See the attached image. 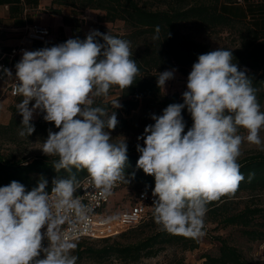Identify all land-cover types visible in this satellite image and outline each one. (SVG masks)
I'll use <instances>...</instances> for the list:
<instances>
[{"label":"clouds","instance_id":"clouds-1","mask_svg":"<svg viewBox=\"0 0 264 264\" xmlns=\"http://www.w3.org/2000/svg\"><path fill=\"white\" fill-rule=\"evenodd\" d=\"M233 58L232 50L222 48L200 54L187 77L183 103L152 114L154 123L137 137L144 146L136 145V167L154 177V220L169 233L203 237L207 205L235 193L244 180L241 145L246 141L264 150L257 89ZM175 71L160 72L157 86L165 89ZM0 72L13 76L2 66ZM139 74L130 41L99 30H90L85 39L22 51L14 75V93L23 97L17 105L19 134L32 135L34 113H43L59 131L48 130L41 151L58 157L53 169L68 176L54 178L50 192L44 177L31 190L15 180L0 187V264H76L74 237L88 228L92 210L76 196L80 185L73 169L86 170L102 198L117 183H130L126 138L114 143L111 135L119 124L115 110L122 105L113 99L110 112L93 106L95 98H107L113 86L128 89ZM185 108L193 121L186 132ZM241 128L246 136L238 134Z\"/></svg>","mask_w":264,"mask_h":264},{"label":"trees","instance_id":"trees-1","mask_svg":"<svg viewBox=\"0 0 264 264\" xmlns=\"http://www.w3.org/2000/svg\"><path fill=\"white\" fill-rule=\"evenodd\" d=\"M40 0H0L2 4L12 3L18 11L24 10L26 2L37 6ZM50 11L60 14L61 7L69 6L74 11L98 10L103 12L100 21L103 23L122 21L128 28L125 33H118L108 29L98 22L96 29L101 33H108L114 37L130 41L133 59L136 60L140 74L135 83L128 89L121 90V110L130 112L141 100L157 99L160 108L164 109L172 103H183L182 95L176 93L162 94L157 86L160 72L176 67L188 77L192 65L200 54L212 49L207 43L195 40L190 34L182 30L183 24L189 22L201 29L218 30L224 28H239V39L232 47L222 49L232 50L233 62L240 70L247 69V75L252 79V86L257 89V99L264 111V15L248 21L243 16H237L223 9L227 4H235L238 0H50ZM16 2V4L14 3ZM14 3V4H13ZM24 6V7H23ZM250 6V5H249ZM250 12V11H249ZM253 12V11H252ZM254 13V12H253ZM32 21V19H31ZM159 27L157 33L156 28ZM169 33L171 34L170 36ZM85 39L86 34L66 36L62 32L54 39L32 40L30 51L43 47H51L65 42L69 38ZM100 42L103 43L101 38ZM20 59L15 58L13 65ZM6 74L2 72L1 76ZM21 102V101H20ZM93 106L110 108L108 101L95 98ZM186 124L185 132L192 126V119L185 108L182 111ZM22 116L17 106H12L8 124H0V133L17 139L21 136ZM31 123L35 131L25 138H36L44 141L48 130L59 131L54 123L44 121L43 113L39 112L37 119ZM128 146V164L125 169L126 177L130 181L143 185L148 196V214L137 224L109 237L75 239L77 248L72 253L77 256L76 264L86 258L103 262L110 258L124 263H135L143 258L155 257L167 247H175L182 251L194 250L199 245V239L181 234H172L158 225L153 216L154 177L146 175L142 169L136 167L139 153L136 146ZM55 156L19 155L15 150L7 152L0 150V187L9 185L15 180L25 185L26 190L37 186L40 177L48 181L47 191H51L52 180L67 177L68 173L61 170L57 173L53 169ZM240 172L244 180L239 184L235 193L222 195L218 200L207 205L208 211L204 218L206 222L221 224L222 226H237L249 240L264 241V205L252 199L264 193V152L248 154L238 160ZM26 164V166H25ZM80 182L87 171L77 172ZM135 173L134 178L131 174ZM147 186V187H146ZM242 192H249L251 199L243 206L236 205V199ZM219 245L216 253H204V264H254L240 251L238 247L229 243L222 236H215Z\"/></svg>","mask_w":264,"mask_h":264},{"label":"rangeland","instance_id":"rangeland-1","mask_svg":"<svg viewBox=\"0 0 264 264\" xmlns=\"http://www.w3.org/2000/svg\"><path fill=\"white\" fill-rule=\"evenodd\" d=\"M51 6L50 0H40L37 6L30 5L26 2L24 10L21 11V17L17 19L10 20L4 16H0V25L4 27L13 26V29L4 31L3 39L8 42H17L19 38L24 37L23 25L29 23L31 19L39 21L49 26L51 30V37L54 38V34L57 28L54 25V15L49 9ZM24 7V6H23ZM26 9V11H25ZM1 14V13H0ZM103 12L98 10L84 11H74L69 6L61 7V19L63 27H68L70 20L87 21L93 25L101 22L100 16ZM78 15V16H77ZM84 16V17H82ZM94 22V23H93ZM88 23V24H89ZM108 29L116 31L118 33L127 32L128 28L122 21L103 23ZM56 29V30H55ZM5 30V29H4ZM182 30L185 33L190 34L195 40L207 43L212 49L232 47L237 43L239 39V28H224L216 30H205L198 28L195 25H191L189 22L183 24ZM176 69L174 73V79L166 82L165 89H161L162 94H172L178 93L182 95L184 91L187 90V78L180 74L176 67L169 68L167 70ZM13 76L15 75V70L12 71ZM8 79L4 75L0 77V124L6 125L9 122L11 115L12 106H17L20 101L22 102L23 97L12 96L7 88ZM121 91L113 86L107 98L99 97L103 101H108L110 108L108 110L111 112L114 109L111 107V101L113 99L119 98L121 104ZM34 103V101L32 102ZM31 105V104H30ZM117 112V118L119 124L111 132L112 142L118 143L126 138L127 144L136 146L138 143L144 146L143 140H137V137L142 135L144 129L147 125L153 124L154 121L151 119V115H162L163 109L159 107L157 99H151V101L141 100L139 105L131 110L130 112H123L121 108L115 110ZM242 136H246L247 132L244 129H239V133ZM261 138L264 139V130L260 132ZM43 141L36 138H25L19 136V138H9V136L0 133V150L9 151L15 150L19 155H38L43 154L42 149ZM257 152H264L260 147L244 142L241 145V156L239 159L247 156L248 154H253ZM141 190H145L143 185L137 184L130 181V183L121 182L120 188L111 196L108 202V208L113 213L119 212L123 209L129 208L131 204L135 201L137 195ZM251 195L249 192H242L236 199V205L243 206L246 202H249ZM254 201L259 204L264 205V193L260 194L258 197H253ZM203 231L205 235L199 239V245L194 250L182 251L175 247H167L162 250L155 257L143 258L142 260L135 263H124L116 259H108L103 262H97L95 260L84 258L79 264H204V258L202 257L204 253H216L219 245L218 240L215 236H222L226 238L229 243L235 245L240 249V251L254 264H264V241L260 240H249L246 238L239 227L237 226H222L216 223L204 221ZM47 242L45 241V244Z\"/></svg>","mask_w":264,"mask_h":264},{"label":"built area","instance_id":"built-area-1","mask_svg":"<svg viewBox=\"0 0 264 264\" xmlns=\"http://www.w3.org/2000/svg\"><path fill=\"white\" fill-rule=\"evenodd\" d=\"M26 11V9H25ZM24 37L27 43L11 46L8 50L3 49L0 44V66L15 70L13 61L15 58L21 59L22 51H30L32 40H46L51 34L47 25L39 22H30L24 25ZM2 74V72H0ZM7 88L12 96H20L14 93L16 83L15 76H8ZM79 188L76 196L82 199V202L91 208L89 214V224L85 231L78 233L74 239L82 237L103 238L113 236L135 224L148 214V196L143 195L145 192H139L135 201L129 208L113 213L108 208V202L111 196L120 188L121 182L112 189V194L107 198L99 196L98 191L91 187L88 174L79 182ZM65 227H67L65 225Z\"/></svg>","mask_w":264,"mask_h":264},{"label":"crops","instance_id":"crops-1","mask_svg":"<svg viewBox=\"0 0 264 264\" xmlns=\"http://www.w3.org/2000/svg\"><path fill=\"white\" fill-rule=\"evenodd\" d=\"M14 3L16 4V2H14ZM11 4L12 3L2 4L0 2V13H1L0 16L1 17L4 16L7 19L14 21L18 17H21V13L16 8L17 7L16 5H11ZM223 9L229 13L234 14V15L243 16L248 21H250V20L253 21V19L255 20V18L258 17L257 15H264V0H238L235 4L225 5L223 7ZM60 14H54V15L51 14V16L55 17V18H53L54 19V25L57 28V30L55 29L56 32L54 34V38L58 37L61 34V32L66 36H73V35L78 36V35L87 34L90 30L96 29V24H95L96 22L95 23L93 22L94 24L91 25V23H89L85 20H84V22H82V21L79 22L77 20H73V18H71V17L68 18V20H70L68 27H66V26L63 27V24L61 23L62 21L58 20L59 18L60 19L62 18L60 16ZM82 17H84V16H82ZM0 22H2V21L0 20ZM30 22L42 23V22H40V20L35 21V19H32V21L30 20ZM42 24H44V23H42ZM12 27L13 26H10V25L8 27H4L2 24L0 25V44L2 45L3 49H5V50H8L11 46L21 45L23 43H27L26 42L27 40L25 37L19 38V40L17 42H8L7 40L3 39V33H5L4 31L9 30V29H13ZM23 27H24V25L22 26V28ZM50 37H51V35H50ZM54 38H50V39H54ZM30 107H31V105H30ZM38 115H39V111H37V113H34L33 119H37Z\"/></svg>","mask_w":264,"mask_h":264}]
</instances>
